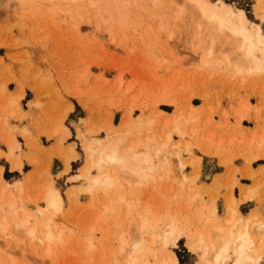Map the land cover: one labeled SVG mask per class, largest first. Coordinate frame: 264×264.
<instances>
[{"label": "rangeland", "instance_id": "374dc122", "mask_svg": "<svg viewBox=\"0 0 264 264\" xmlns=\"http://www.w3.org/2000/svg\"><path fill=\"white\" fill-rule=\"evenodd\" d=\"M224 1L244 9L264 32V0ZM75 6L69 11L64 9L67 4L63 0H0V154H3L0 166L5 167L4 179L11 184L21 181L18 186L14 183L9 187L8 196L17 194L20 204L35 213L39 205H44L43 192L52 179L65 200L64 209L56 218L65 233L63 241L54 246L52 257L44 256L45 248L36 242L11 230L0 235V264L122 263L119 240L122 230H126L129 243L131 237L140 235L137 226L130 225L136 212L144 211L147 216L145 207L152 208L148 216H155L151 221L154 229L143 231L147 235L164 233L171 218L195 229L198 214L202 215L200 220L213 218L212 210L216 208L218 216H224L229 194L240 197L241 186L245 184L257 190L254 200L242 207L243 212L255 205L261 209L264 71L248 75L216 62L222 57L219 49L232 46L236 40L216 36L204 24V34L215 35L217 52L215 62L206 64L204 52L199 49L206 37L197 34V21L201 18L191 9L184 8L178 22L166 21L165 17L166 25L159 33L158 18L139 8L128 9L123 16L119 14L117 23L106 21L105 15L99 17L100 12H96L97 16L91 6ZM76 12L84 14L83 22ZM193 35L199 36L196 39ZM21 90L24 96L18 104L27 109L24 111L27 114L22 117L17 112L13 114L15 117L12 110H16L17 104L13 98ZM78 93L87 108L77 100ZM70 101L74 107L62 118ZM191 105L198 107L193 113ZM131 109L132 123L123 126ZM157 110H165L168 117L159 116ZM177 114L182 117H174ZM177 119L185 135L174 132L172 144L180 143L181 158L186 164L183 169L178 167L174 151L157 169V174L163 177L155 181L135 184L121 179L109 191L103 188L90 191L85 189L89 185L85 178L69 179L80 172L85 162V138H105L106 129L111 127L114 136L131 141L152 135L164 140L167 131L174 130ZM61 124L69 128L70 136L59 142L63 135ZM100 126L103 129L99 133H89ZM25 128L27 133L23 132ZM52 131L57 134L49 137ZM80 131L85 132V138ZM12 133L21 143L15 155L23 159L22 170H12L8 160ZM210 134L215 135L211 143L206 137ZM253 135L263 139L259 149L255 144L245 143ZM70 143L79 156L72 160L69 172L61 174ZM184 143H191V151L185 149ZM195 156H200L199 163L194 161ZM3 183L0 180V187ZM75 186L84 190L70 201L69 191ZM196 193L197 199L188 206L187 195ZM137 202L138 207L129 212V203ZM107 206L113 209L104 214ZM198 207L204 211H197ZM186 242L183 238L173 246L171 240L165 245L158 239L152 249L165 253L174 250L181 264H195L199 254L190 251ZM146 257L153 262L149 254Z\"/></svg>", "mask_w": 264, "mask_h": 264}, {"label": "bare ground", "instance_id": "6f19581e", "mask_svg": "<svg viewBox=\"0 0 264 264\" xmlns=\"http://www.w3.org/2000/svg\"><path fill=\"white\" fill-rule=\"evenodd\" d=\"M63 1L66 2L67 7L69 8L62 7V9L64 8L70 11L71 8H73L72 5L85 8L91 6L95 10L97 16L98 14L96 12H100L99 17L107 15V17L104 16L106 21L112 20L117 23L120 21L119 14L120 16H123L129 11L128 9L139 8L142 11L150 12L152 18H158L156 31L159 33H161V31L163 32L162 29H164L163 27L166 25V22L164 21L165 17L167 18L166 21L178 22L182 17L183 9H191L193 12L198 13L201 18L197 21V34H204V24H207V27L209 26L210 30H213L216 36L221 37L226 35L228 40H236V43L232 46L228 43L230 46H225L224 48L219 49L222 57L219 58V60H216L217 63L222 64L224 67L232 66L236 68L239 73H246L248 75L264 71V32L262 27L260 24L253 22L244 9L236 8L224 0ZM161 8L164 10H161ZM116 12L118 13V16H116L117 18H114ZM76 13H78L80 17L81 15H84L83 13ZM101 13L102 16H100ZM97 16L95 18L98 19L99 17ZM81 19L83 22L84 19L82 17L80 20ZM202 20L205 23H202ZM102 22L105 24L104 20ZM108 24H110V22ZM112 25L114 24L112 23ZM100 27L103 26L101 25ZM215 35L212 34L210 36L209 32H206V35L204 34V36L201 35L203 38L206 37L204 38L205 41L202 40L204 43L201 41L203 44L201 43L202 46L200 45L199 48L204 52L203 59L206 64L215 62L214 57L215 53H217L214 46ZM198 36L194 37L198 38ZM200 39L198 40L200 41ZM132 87L134 88V86ZM15 95L16 100L14 97V102L10 100V103L16 102L17 107L16 110H12L13 113H11L13 115L18 112L20 116L26 117L25 115L27 113L24 111L27 109H22L20 104H18L19 99L24 96V92L21 90L18 95ZM79 95V93L78 96L76 95L77 100L84 108H87L86 101L82 98V95ZM71 102L72 101L68 103L66 110L64 109L65 113L64 115H61L62 118L66 117L70 110L73 109L74 106ZM165 102L170 103L172 101L166 100ZM36 103V105H38V101ZM190 107L192 113L198 108L194 105H191ZM132 109L127 112L129 114L127 117L129 118L123 123V126L131 125L132 114L130 112H132ZM157 113L159 116L168 117V113L165 110H157ZM5 115L3 114V116ZM12 115H10V117ZM10 117L8 116L7 118ZM174 117L181 118L182 114H177ZM4 121L6 123L7 120ZM173 127L174 130L167 131L164 140H161L158 135H152L149 137L145 136V138L138 137V139L136 138L133 139L134 141H131L129 138H124V136H114L115 133H113V128L111 127L106 129L107 135L105 138L92 137L86 139L83 137L85 132L82 133V131H80V136L85 138L84 148L86 151V159L82 167L79 168L80 172L70 176L69 179L75 180L85 178L89 182V185L85 189L90 191L95 190L96 188H103L105 191H109L114 188L115 185L118 186L119 180L121 179L126 181L132 180L135 184L155 181L158 177H163L162 175L157 174V169L162 167V163L169 160L170 155L174 151L176 153V158L179 160L178 167L183 169L186 164L181 158L180 143L172 144V140L174 132L184 136L185 131L182 130L179 119L175 121ZM1 128H3V125ZM60 128L63 135L60 136L62 138H60L59 142L70 136V130L65 124H61ZM101 129H103L102 126L98 128L94 127L89 130V133H99ZM23 130H25L23 131L25 133L28 132L26 131V128ZM30 130L31 129H29V131ZM196 130L197 128L193 131L194 135L197 134ZM56 134L57 132L52 131L48 135L49 137H54ZM11 136L8 140V147L10 148V151L8 148V160L11 162L12 170H22V167H24L23 159L20 155H15V151L21 148V143L15 137V134L14 136ZM206 137L210 143L215 141L214 134L207 135ZM262 140V137L253 135L250 139L245 140V143L248 142L255 144L259 149L262 145ZM190 144L191 143H184V146L186 147L185 149L188 151H191ZM70 145L69 148H67L68 152L65 153L67 155H63L64 166L61 169V174L69 172L72 166V160H76L79 156L74 148V144ZM206 151L207 150H205V152ZM162 156L164 159H162ZM194 158V161L197 163L201 161L200 156H195ZM157 159L160 161L157 162ZM33 160L35 161L37 159L34 158ZM4 168L5 167L2 165L0 166V180L4 182L0 187V235H7L11 230H15L17 232L16 234L19 233V236H26L29 240L36 242L40 247L45 248L44 256L52 257L54 246L63 241V234L65 233V230L56 222V218L63 211L65 206V200L61 190L54 184V180L49 179L42 197L45 201L44 205H39L34 213L25 204H20L22 202L17 199V194L14 197L13 195L8 196L9 192L7 191H9V187L14 183L18 186L21 181L16 180L11 184L8 180L4 179ZM93 169L97 172L93 173ZM210 176L211 174H208L207 178ZM182 177L185 179L186 176L184 173H182ZM194 178L196 179L197 175ZM241 188L240 197H237L232 192L229 194L225 203L224 216L220 218L217 214L216 208L212 210L213 218L200 220L202 215L198 214L196 217L197 227L195 229L190 228L187 223H184L185 225H180L176 220L171 218L164 233L158 232L147 235L144 234L143 231L148 232L151 229H154V226H151V221L155 219V216H152V218H149L148 216L152 214V208L149 206L145 207L147 216L143 213L144 211L136 212V217H134V220L132 218L130 225H136L140 235L138 234L133 238L131 237L132 242L129 243L127 233H125L126 230H122L119 237L121 243L120 257L121 259L123 258L124 261L117 264H181L179 257L174 250L170 249L169 252L165 253L162 250H153L152 245L159 239L165 245H168L171 240L173 246H177L179 241L183 238L187 239L186 244L189 250L199 254V259L195 264H262L264 260V206L261 209L255 207L249 214H244L240 209L241 203L253 201L257 189L251 184H245L241 186ZM21 190H23V188H21ZM82 190L84 189L79 186L70 189V201H74V196H77ZM120 195V197L124 198V194ZM197 196L198 193L188 194L187 198L189 199V202L187 205H192L197 199ZM38 198L40 200V197ZM29 199L31 200V198ZM35 199L37 200V198ZM35 203L38 204V202ZM138 203L139 202L129 203L127 207L128 211L133 212L132 210L138 207ZM112 209L113 207L107 206L104 214ZM197 211L202 212L204 211V208L198 207ZM130 218L131 217H129V219ZM32 219H34L33 222ZM148 254L152 257L153 262L147 260L146 256H148Z\"/></svg>", "mask_w": 264, "mask_h": 264}, {"label": "crops", "instance_id": "0c3cea01", "mask_svg": "<svg viewBox=\"0 0 264 264\" xmlns=\"http://www.w3.org/2000/svg\"><path fill=\"white\" fill-rule=\"evenodd\" d=\"M250 202H252V201H246V202L241 203L240 209H241L242 212H243L242 207L245 206L246 204L250 203ZM256 206L257 205H255L254 207H251L250 210H248L246 212H243V213L246 214V215L249 214Z\"/></svg>", "mask_w": 264, "mask_h": 264}]
</instances>
